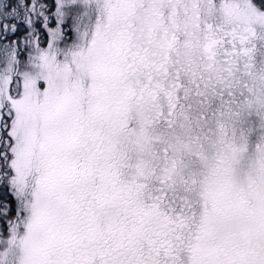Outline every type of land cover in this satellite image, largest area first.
Returning a JSON list of instances; mask_svg holds the SVG:
<instances>
[{"label": "snow or ice", "instance_id": "6c2138e0", "mask_svg": "<svg viewBox=\"0 0 264 264\" xmlns=\"http://www.w3.org/2000/svg\"><path fill=\"white\" fill-rule=\"evenodd\" d=\"M0 264H264V0H0Z\"/></svg>", "mask_w": 264, "mask_h": 264}]
</instances>
